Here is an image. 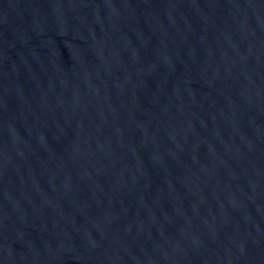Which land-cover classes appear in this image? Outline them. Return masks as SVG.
<instances>
[{"label": "water", "instance_id": "95a60500", "mask_svg": "<svg viewBox=\"0 0 264 264\" xmlns=\"http://www.w3.org/2000/svg\"><path fill=\"white\" fill-rule=\"evenodd\" d=\"M0 264H264V0H0Z\"/></svg>", "mask_w": 264, "mask_h": 264}]
</instances>
